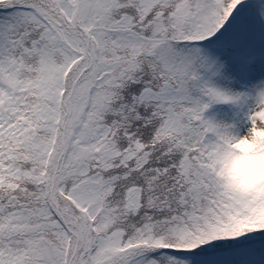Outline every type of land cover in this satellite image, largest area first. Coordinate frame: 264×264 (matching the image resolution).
I'll use <instances>...</instances> for the list:
<instances>
[{"label":"snow or ice","instance_id":"6c2138e0","mask_svg":"<svg viewBox=\"0 0 264 264\" xmlns=\"http://www.w3.org/2000/svg\"><path fill=\"white\" fill-rule=\"evenodd\" d=\"M0 264H264V0H0Z\"/></svg>","mask_w":264,"mask_h":264}]
</instances>
